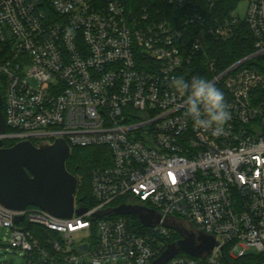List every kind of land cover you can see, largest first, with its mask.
<instances>
[{"label": "built area", "instance_id": "1", "mask_svg": "<svg viewBox=\"0 0 264 264\" xmlns=\"http://www.w3.org/2000/svg\"><path fill=\"white\" fill-rule=\"evenodd\" d=\"M216 3L0 0L4 147L63 138L72 152L105 147L110 157L92 173V205L81 206L76 193L82 214L0 203V227L27 264H153L163 253L159 238L177 232L162 224L138 230L123 215L95 218L125 202L215 237L205 259L179 254L169 264L264 253V0H247L244 17L236 8L210 19ZM163 5L181 15L165 16ZM243 25L254 49L221 68L209 46ZM193 76L225 95L231 119L219 134L195 128L186 97L171 86Z\"/></svg>", "mask_w": 264, "mask_h": 264}, {"label": "water", "instance_id": "2", "mask_svg": "<svg viewBox=\"0 0 264 264\" xmlns=\"http://www.w3.org/2000/svg\"><path fill=\"white\" fill-rule=\"evenodd\" d=\"M5 132L3 96L0 91V134ZM71 155V147L63 138L54 142L23 141L11 147H4V141L0 140V203L17 211L38 207L60 218H71L74 213H84L86 211L84 208L75 209L79 178L67 168V161ZM129 206L105 210L98 213L95 218L135 216L146 227L162 224L168 229L175 230L182 237L169 244L153 264H169L179 254L205 259L216 246L214 236L196 230L190 221L175 217L163 218L158 214L155 223L153 219L155 214L152 210ZM22 219L23 216H18L16 222Z\"/></svg>", "mask_w": 264, "mask_h": 264}, {"label": "trees", "instance_id": "3", "mask_svg": "<svg viewBox=\"0 0 264 264\" xmlns=\"http://www.w3.org/2000/svg\"><path fill=\"white\" fill-rule=\"evenodd\" d=\"M46 1V0H45ZM242 0H217L215 7L207 8L206 14L210 19L228 16L233 12ZM47 7V4H44ZM163 14L173 17L181 15L175 9L165 8L163 5ZM254 49V39L246 25L235 30L234 35L227 40H215L208 49V57L216 58L220 67L227 65L244 57ZM260 99H264V91L259 94ZM4 110V108H3ZM108 149L105 147H75L72 155L67 161L68 170L80 178L77 191L78 203L83 207L92 205V173L96 168L104 167L110 164ZM128 218L130 225L138 230H143L142 222L135 216L123 215ZM35 229V228H34ZM36 230V229H35ZM163 243L162 252L166 250L169 244L180 239L179 234L171 231L169 235L159 238ZM228 264H264V253L253 254L237 259H228Z\"/></svg>", "mask_w": 264, "mask_h": 264}, {"label": "clouds", "instance_id": "4", "mask_svg": "<svg viewBox=\"0 0 264 264\" xmlns=\"http://www.w3.org/2000/svg\"><path fill=\"white\" fill-rule=\"evenodd\" d=\"M171 86L186 97L185 116L191 118L195 128L212 129L219 134L231 119L224 93L211 81L200 76H193L190 81L177 77Z\"/></svg>", "mask_w": 264, "mask_h": 264}, {"label": "rangeland", "instance_id": "5", "mask_svg": "<svg viewBox=\"0 0 264 264\" xmlns=\"http://www.w3.org/2000/svg\"><path fill=\"white\" fill-rule=\"evenodd\" d=\"M246 9H247V0H242L237 9L234 11V14L236 16H240V17H244L245 13H246ZM0 88L2 89V93L3 95H5V87L4 85L1 83L0 84ZM129 206L131 208H144L146 207L149 210H152L155 214L154 222L157 223V215L160 214L157 210H154L150 207H147L145 205L136 203V202H125L122 204H118L116 205V208L122 207V206ZM145 208V209H146ZM184 220V219H183ZM159 225V224H157ZM196 230L200 231L199 229H197L195 227ZM85 235H80L78 234L77 236H75V239L77 242L81 241L82 238ZM10 238H11V231L8 228H4V227H0V264H27L26 259L23 257L24 253L21 251H15L12 247L9 246V242H10Z\"/></svg>", "mask_w": 264, "mask_h": 264}, {"label": "flooded vegetation", "instance_id": "6", "mask_svg": "<svg viewBox=\"0 0 264 264\" xmlns=\"http://www.w3.org/2000/svg\"><path fill=\"white\" fill-rule=\"evenodd\" d=\"M179 236H180V239H181L182 238L181 235H179Z\"/></svg>", "mask_w": 264, "mask_h": 264}]
</instances>
